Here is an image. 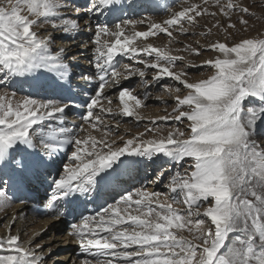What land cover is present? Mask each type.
<instances>
[{
    "label": "snow or ice",
    "instance_id": "6c2138e0",
    "mask_svg": "<svg viewBox=\"0 0 264 264\" xmlns=\"http://www.w3.org/2000/svg\"><path fill=\"white\" fill-rule=\"evenodd\" d=\"M215 3L226 17L234 11L249 13L248 7L232 0ZM70 7L68 0H0V87L19 84L21 91L28 89L20 99L15 92L0 95V209L15 202L16 191L43 180L50 184L45 207L55 218L68 220V235L78 242L83 264H264V38L211 43L208 48L218 53L214 59L201 65L189 62L174 72L175 62L184 57L136 42L158 33L172 37L176 26L183 34L185 25L206 8L191 4L157 23L116 14L136 9L158 14L159 3L89 0V14L107 12L119 23L97 22L92 40L95 72L81 75L86 83H97L93 94L77 103L79 86L73 84L66 50H52L54 32L81 30L78 15H67ZM145 23L148 30H136ZM45 25L52 31L38 34L35 29ZM185 50L197 56L201 52L187 45ZM142 54H154V59ZM117 56L144 68L117 65ZM189 67H207L211 75L190 82L185 78ZM148 69L155 70L151 81L145 78ZM135 76L149 89L143 98L133 95L131 87H119L122 79ZM165 78L177 82L162 84L165 91L180 92L182 85L187 93L175 96L172 113L161 119L186 122L187 133L177 127L158 140L137 137L123 146L90 133L80 136L85 126L100 131L105 114L142 120L135 109L147 100L149 86ZM113 85L119 88L118 113L102 103H113L106 93ZM75 108L85 109L79 114L82 123L68 126L66 110ZM111 131L105 126L104 137ZM69 146L62 171L54 174L52 166ZM140 158L174 165L167 177L162 166L150 181L170 191L169 202H161V192L124 187L122 178L138 172ZM100 200L104 202L92 214L79 210L88 201ZM178 204L185 207H174ZM11 231L9 225L6 236L0 237V264H45L42 254Z\"/></svg>",
    "mask_w": 264,
    "mask_h": 264
},
{
    "label": "bare ground",
    "instance_id": "6f19581e",
    "mask_svg": "<svg viewBox=\"0 0 264 264\" xmlns=\"http://www.w3.org/2000/svg\"><path fill=\"white\" fill-rule=\"evenodd\" d=\"M178 1L179 0H150L151 6H155L156 3H159L160 10H159L158 14L155 12H152L150 9L149 10H142V11L145 12L147 14V16L149 17V19L152 20L153 22L163 23V21L165 19L170 18L169 16L168 17L164 16L166 13L167 14L172 13V11H171L172 9H170V7L176 6L175 10H177V2ZM209 1L210 0H208V2ZM68 2L71 4V7L67 9V15H70L73 18L77 17V15H78L79 20H80V29H81L80 31H81V33L78 32V33H73V34L62 35L60 33L54 32L53 33V39H54L55 43L53 45L52 50H53V53H55V51L60 49V48H64L66 50L67 60L70 61V62H67V60H66V62L71 66L73 84L75 83L74 85L79 86L76 89V92L78 93L77 103H79V102L87 99V98H85L87 94H89V95L93 94V88L95 87V85L97 83V81L95 79L91 82V84L86 83L85 81H83L81 79L82 74L91 75L95 72L94 56H93L94 45L92 43V40L94 38L95 26H96L97 22L112 24L114 22L119 23V20H115L114 17L112 15L108 14L107 12H105L104 14H102L98 17L95 15L89 14L87 12V6L89 4V0H68ZM201 2H203V0H188L187 2L180 4V6H181V9L183 7L189 6L191 4H196V5L200 6ZM211 5H213V3H211ZM136 10H138V9H136ZM175 10H173V11H175ZM126 13H127V11L124 13H117L116 15H126L128 17H131V15H129V14L127 15ZM224 20L225 19H222V22ZM89 27L92 28L91 31L87 30ZM35 30L38 32V34H42V35H46L47 32L52 31V29L50 28V25H45L43 28H37ZM140 31H145V30H140ZM201 33H204L203 30H200V32L198 34H201ZM262 36L263 35H261L259 38H263ZM208 37H209L208 40L210 42L213 41L212 43H215L218 41V40L214 41V39H212V36H208ZM198 39L199 40H198L196 47H197V49L201 50L199 56H197L195 53H191V52L185 50V46H183V47H179V46H167V47H165V44H160L159 40H152V41H150L149 44H151L153 47L168 50L171 55L184 57L183 60H178L175 62V64H179L181 62L180 66L174 67L172 69L174 72H176V71H180L181 69H184L185 66L189 64V62L195 63L197 65H201L209 59H214L215 56L218 54V53L212 51L210 48H208V45L210 44V43H207L208 41H204L201 38H198ZM230 40H231V38H229L228 41H230ZM80 41H82V44H80ZM144 42H145V40H138L136 42V45H140ZM228 44H229V42H228ZM143 46H146V45H143ZM202 52H210L212 54L207 55V54H202ZM120 57H122V56H117L115 58L114 63H116L117 65H119V61H120L119 58ZM152 57H154V54ZM206 57H208V58H206ZM83 63L87 64L88 66L85 69L80 68L81 69L80 70L79 66H81ZM143 68H144V66H143ZM154 71H155L154 69H148L147 70L148 74H151ZM186 71L189 73V75L185 78L188 79L190 82H196L200 79L207 78V76L211 75V72L209 70H207V67H204V68H191V67H189L186 69ZM176 83L177 82L171 80V78H165V79L161 80L159 84L149 86L150 92H152V91L154 92L159 88L162 89V91H163V95L161 96V98L156 99V100H152L158 104V109L155 112V115H156L155 119L151 120V122L155 121V123L159 125L160 136L158 138H156L157 140L161 136H166L168 132L173 131L175 129V127L177 125H179V123H180V122L175 121L174 119H169V120H162L161 119V117H164V116L168 115L169 113H172V107L175 104V99H174L175 96L178 95L180 97H183L187 93V90H184L182 85H179V87L181 88L180 92H174L173 91L171 93H169L168 91H165V89L161 87L162 84L176 85ZM12 87L15 88L16 90L21 91V86L19 84L13 85ZM110 88H112V87H110ZM146 90H149V89L144 87L143 91H141V93L144 94V92ZM4 91L2 92L0 89V95L5 94L6 92L9 95L11 93H13V92H9V91H5V92ZM27 91H28L27 87L24 86V90L21 92L24 95L25 92H27ZM106 93L112 99H115V103H113L111 105H106L104 107L105 108L111 107L113 110H120L122 106L120 105L119 98H118V88L106 89ZM49 94H51V90H49ZM20 98L21 97L16 96V99H20ZM170 102L173 103V106H169ZM129 104L133 105L134 102L129 101ZM80 110H81V108H75L74 112H72V110H66V111H68V115H67L66 119L67 118L71 119V117H72V119L75 118L76 116L73 117V113L74 114L76 113L79 115ZM113 113H117V112L113 111ZM149 113L151 114V111L148 112L146 109L142 108V106L137 109V114H139L140 116L146 115ZM151 118H153V117H151ZM126 119H127V117L122 116V115H115V118H113L112 114H105V125H101L100 131L102 132V130L105 129V126L110 127L111 126L110 124H112L113 126H120V124L123 121H126ZM134 121H135V124L132 125L133 127H135V128L141 127L139 121H137L135 118H134ZM81 123L82 122L79 119L77 121V124H75V125H81ZM73 124L74 123H69L68 126H72ZM171 125H173V128H171ZM100 131H96L95 129H93V131H92L93 136H95L97 139L106 138V137L100 138V135H99ZM65 155L66 154L63 155V158H65ZM60 156L57 158L56 164L52 166L51 171H53L54 174H58V171L55 170V168L57 166V163H58L57 161L60 158ZM125 159H130V158L125 157ZM140 159H142L143 162L141 163L138 172L132 173L130 177L128 175H125L122 178L126 182L124 184V187L132 188L133 185L140 184V185H143L144 187H146L148 191H158L161 193L164 192V194H163L164 196H161L160 200H161V202H169V198L172 195L170 193V191L167 188H165L162 183H155L154 184V183H151L150 181L152 180V178L155 176V174L159 171V169L162 166L166 169L164 175H165V177H167L169 175V172L167 171V169H173L174 165L171 163H166L163 159H156L155 163L152 160H148L146 158H140ZM180 170L182 171L183 169L181 168ZM46 183H48V182L43 181V180H34L31 182V185L27 190L16 191L13 194L15 197V202L10 203L12 205L11 211L9 213V217L5 221L4 228L2 229V231L0 230V237L6 236V234L8 233V230H9V225H11L12 227L14 226V231L12 233L13 235H21L25 230H28L30 227H33V229H34V228H37V225H38L37 231H36V229H34V232L30 233V236L26 240L23 241L22 238H20V240L22 242H25V246L29 240H32L35 237L39 236L40 229H45V227H47L46 231H48L49 234L52 235V238H55L54 241L55 240L58 241L57 239L59 237V234L62 231H65V226L67 225L66 219H63V218L57 219L54 216H52L50 211H46L45 212L46 215H44L42 217L46 216V217H48V220L47 219L42 220L43 218L40 217L41 215L37 214L38 213L37 211H39L40 208L35 209V206H34V204L36 203L37 197H39V195H41L40 193H44L41 187L43 185H45ZM103 202H104L103 200L95 201V202L94 201H88L86 203V205H81L79 210L81 212H84L85 207H87L90 210L95 211L99 207V205ZM16 203H18V204H16ZM177 206L185 207L183 204H178ZM26 208H31V209L34 208L33 211L35 213H33V212L32 213L36 214V215H33V217L28 219V220L24 219L23 218V212L26 210ZM7 213H8L7 210L0 209V222L3 219H5V217L7 216ZM15 217H16L15 223L13 224L12 221ZM195 219L196 218L193 217V220H195ZM51 220L53 221V223L51 222ZM51 223H52V225H51ZM184 232L186 233V235L188 236L189 239L192 238L191 234L187 230H184ZM64 245H66V244H62V241L60 240L56 244L55 249H59L61 247H64ZM33 248L36 249L37 246H33ZM39 250H40V248L37 250V252ZM38 254H42V252H38ZM42 255L45 256V254H42Z\"/></svg>",
    "mask_w": 264,
    "mask_h": 264
},
{
    "label": "rangeland",
    "instance_id": "374dc122",
    "mask_svg": "<svg viewBox=\"0 0 264 264\" xmlns=\"http://www.w3.org/2000/svg\"><path fill=\"white\" fill-rule=\"evenodd\" d=\"M187 1L188 0H179L177 2V10H175L176 6H173V7H170V9H172L171 11L173 12V10H175V11L182 10L180 4L185 3ZM209 2L207 4H204L203 2L200 3L199 7L201 9L206 8L207 11L206 12L202 11V14L200 16L195 17V21L193 23L186 24L185 28L187 30L185 33L182 34V33L178 32L176 30V28H178L179 26H176V28L171 29L172 37H168L166 33H158L156 36H150L147 40H145L144 43H142L140 45H136V46L142 47L143 45H148L150 43V41H152V40H159L160 44H165V47H167V46L183 47V46L187 45V46H190L192 48H194V47L197 48L196 46H197V43L199 40L198 38H201L204 41H208L207 43H210V44L213 42V41L210 42L208 40V38H209L208 36H212V39H214V41L218 40L220 42H227V43L229 42L230 45L232 43L238 42L244 38H259L261 35H263L262 37L264 38V0H232L233 3L239 4L241 7H248L249 13L248 14H242L239 11H234V12L230 13L229 16H227V17L224 16L219 11V5H217L215 3V0H210ZM211 3H213V5H211ZM224 3H227V0H221V4H224ZM213 13H215V15H213ZM126 14L127 15L129 14V15H131V17L136 18V19L148 17L147 14L140 9L135 10V11L129 10V11H127ZM190 15H194V13H191ZM164 16L170 17L171 14L166 13ZM222 19H225V20L222 22ZM241 19L247 20V24L246 25L241 24L239 22ZM229 24H234L235 27L229 28L228 27ZM137 30H139V31L140 30H145V31L148 30V24L145 23L142 25H137ZM200 30H203L204 33L198 34L200 32ZM79 32L81 33V31H79ZM229 38H231L230 41H228ZM80 44H82V41H80ZM202 54L210 55L212 53L202 52ZM142 56H143V54H142ZM143 58L148 59V60L154 59V57H147V56H145V57L143 56ZM206 58H208V57H206ZM119 60H120L119 65L120 64H131L134 67H139V68L143 69V65L136 64L134 61L127 59V57H125V56L120 57ZM67 62H70V61L67 60ZM180 63L176 64L175 67L180 66ZM87 66H88L87 64L83 63L81 66H79V69L80 68L85 69ZM150 75L151 74H147L145 77L149 81H151V78H152V76H150ZM111 87L112 88L109 87L107 89L118 88L117 86H114V85ZM119 87H131L133 89V95H136V96L143 98V94L141 93V91H143V88L145 86L140 83V78L138 76L130 77L127 80L122 79L120 81ZM0 89L2 92L4 90L9 91V92H15L17 97H22V95H23L20 90H16L12 86L8 89H4L2 87ZM118 91H119V88H118ZM162 95H163V91H162V89L159 88L154 92L153 91L150 92V96L148 97V99L143 101L142 108L146 109L148 112L151 111V114L149 113L146 115H142L143 119L139 121L141 127H137V128L133 127L132 125L135 124L134 118L133 117H127L126 121H123L120 124V126H113L112 124H110L111 126L109 128H111L112 131L108 134L109 136H107L106 138L109 141H115V143L120 145V146H123V144L125 143L126 140H128V139H134L135 140L137 137H139L142 140L158 138L160 136L159 125L156 123H155V125H153V123L151 122L152 119H155V116H156L155 112L158 109V104L152 100H156L157 98H161ZM88 96H91V95L87 94L85 98H87ZM77 99H78V97H77ZM112 100H113V103H115V99H112ZM102 103L104 106L108 105L107 101H102ZM169 106H173V103L170 102ZM83 111H85V109L81 108L79 114ZM113 111H116L118 113L120 110H113ZM72 112H74V109H72ZM135 112L137 113V109H135ZM73 117H75V118L72 119V117H71V119L70 118L66 119L67 125H69V123L77 124V121L80 119L79 115L76 113L75 114L73 113ZM151 117H153V118H151ZM177 127L180 128L181 130H184L187 133L186 122L185 123H179V125H177L175 128H177ZM171 128H173V125H171ZM85 129H86L85 132L80 133V136L83 137V136L88 135L89 133L91 135H93V133H92L93 129L92 128H87V126H85ZM148 129H155V130L149 132ZM104 131H105V129H103L102 132L100 131V133H99L100 138L104 137V135H103ZM141 133H143L144 135L141 136L140 135ZM121 137H123V139H121ZM70 151H71V146H69V152L65 153L66 154L65 158H63L64 154H62L60 156V158L58 159V161H57L58 163H57V166L55 168V170H57L58 173L60 171H62L61 165L66 161L67 155L70 154ZM142 186L143 185L135 184L132 186V188H139ZM41 188H42L44 193H40L41 195H39V197H37L36 203L34 204V206H35V209L40 208L39 211H37L38 212L37 214L41 215L40 217L43 218L42 220H45V219L48 220V217H46V216L42 217V216L46 215L45 211H47V208L45 207V201L47 200L48 196L50 195V184L46 183ZM163 194H164V192H163ZM162 196H164V195H162ZM16 204H18V203H16ZM11 206L12 205L10 204L7 208H5V210H7L8 213H7V216L5 217V219H3L0 222V230L1 231L5 226V221L9 217V213L11 211ZM174 207H177L180 209L184 208L181 206L179 207L177 205H174ZM33 209L26 208V210L23 212V218L28 220V219L32 218L33 215H36V214H33V213H35L33 211ZM95 211L87 208V211H85V209H84L83 213H84V215H89V214L94 213ZM16 217L14 219H16ZM51 222L53 223L52 220H51ZM52 223H51V225H52ZM46 228L47 227H45V229H40L39 236H37L31 240V245H28V243H26V246L33 247V246H39L40 245V247H39L40 250L38 252H42V254H45V256H44L46 258L45 264H83L84 257H82V255L80 254L78 242L71 235H68V231H69L68 222H67V225L65 226V231H62L59 234V237L57 239L58 241H56V240L54 241L55 238H52V235L49 234L48 231H46L47 230ZM34 229H36V231H37L38 225H37V228H34ZM34 229H33V227H30L28 230H25L21 235H19L20 238H22L23 241L26 240L30 236V233L34 232ZM13 231H14V226L12 227L11 234L13 233ZM182 234L186 238H188V236L186 235V233L184 231ZM60 240L62 241V244H66V245H64V247H61L59 249H55L56 244ZM39 248H36V250H38Z\"/></svg>",
    "mask_w": 264,
    "mask_h": 264
}]
</instances>
